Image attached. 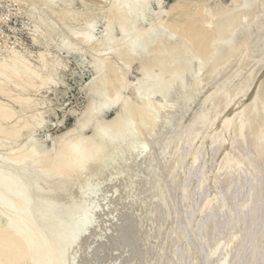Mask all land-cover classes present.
Returning a JSON list of instances; mask_svg holds the SVG:
<instances>
[{
    "label": "bare ground",
    "instance_id": "bare-ground-1",
    "mask_svg": "<svg viewBox=\"0 0 264 264\" xmlns=\"http://www.w3.org/2000/svg\"><path fill=\"white\" fill-rule=\"evenodd\" d=\"M35 1L41 6H46V10L37 14V19L46 24L47 32L42 35L39 25H35L32 32L33 39L41 40L46 44L45 49L37 55L40 68L34 69L23 54L15 51L11 52L10 50L9 54L6 52L7 56L0 58V95L9 98V101L19 108L17 114L12 105L0 101V147L6 148L5 152L0 153V264H75L68 252L71 248L76 247L87 232L92 230L96 213L100 209L97 198L101 195L105 179L100 177V170L103 167L112 169L120 163L119 161L122 164L125 163L124 165L132 166L133 174L132 176L130 174L129 178L132 177L134 181L143 183L152 180L155 183V188L153 185L151 187L153 195L159 190V187L161 188V191H158L160 196L156 200L159 206L160 203L165 205L167 198L172 195L174 197L175 194L173 208L169 209L168 215L173 216V213L174 216L177 215L178 219H174L171 226L174 227L178 238L182 234L190 236V233L196 232L195 230L198 231V229L203 230L204 227L206 233L210 230L208 233L210 240L213 235L216 237L215 232L220 227L218 226L216 230L212 224L220 223V221H216L221 220V217L226 220L224 213L232 202L229 195L233 193L231 188H235L231 187L233 182L235 179L242 178V169L247 167L245 168L248 173L246 182L255 187L253 193H255L256 199L254 202L248 200L242 202L236 213L240 215V222L243 223V226L245 224L244 228L249 227L250 221L260 216L255 233L254 230H251L253 232L250 231V233L263 238L261 246L257 247L258 254L263 255L264 215L262 213L263 217L259 215L258 210L264 209V206L261 207L264 204V78L258 81L248 103L243 104L236 112L227 113L221 118L219 117L220 113L229 104L234 103L233 107H235L241 97L246 95L254 78L251 72L248 73L249 71L245 76L240 77L239 74V77L237 76L238 78L227 88L225 84L230 76H225L226 70L224 79L222 77L213 86L212 91L204 96L200 108L185 126H179L181 123L176 122L179 119L176 121L174 119L177 118L176 112L183 114L186 105L195 99L197 91L201 89V82L204 80L203 83H207L213 76L220 75L223 66L231 58H238L235 60L236 62L234 61L237 73L244 63L248 66L250 62L252 63L251 60L255 59L251 56L246 59V54L261 52L263 54L260 53L261 56H264V41H262L264 38V17L260 12V7L264 9V0H231V4L234 5L230 6L231 9L226 8L227 10L219 6L214 8L208 3L209 0H206L207 3L202 6H195L192 9H188L189 2L175 0L169 7L168 13L170 15L180 10L178 17L171 20L168 16L170 21L157 22L158 24L148 28L142 26L145 20L143 16L148 2L152 0H96L103 3L104 7L98 13L92 11L89 14L85 11L71 13L65 9V6L73 0ZM57 3L64 7L56 9ZM156 3L160 4V2ZM33 10H35L34 5L31 13ZM50 14L55 15L61 21H65L68 17L71 18V23L64 24L65 30L79 40L81 49L87 47L91 49L96 71V75L91 80L93 99L79 120H76L73 129L71 128L72 130L70 129L71 131L68 133L65 132L66 134L64 133L65 135L63 134V137L61 136L59 141H56L59 143L53 155L49 147L34 148L36 146L33 142V132L35 127L41 123L38 112L25 114L26 110L37 105L31 99L33 97L26 96L25 92H36L55 83L54 75L58 68L54 63L50 65L51 63L47 61L49 54L47 46L54 42L49 36L53 34L57 39L61 38L62 43H69L65 33L60 30L59 32L56 25L50 21L51 19L48 17ZM100 15L104 18L105 24L101 38L97 39L94 33L96 23L94 19ZM115 29L119 31L117 37L113 36ZM256 60L260 62L258 57ZM134 61L139 64L137 70L140 76L133 84L130 83L132 86L129 87L126 73ZM248 61L249 63H247ZM171 63L174 64L171 65ZM35 67L37 68V66ZM11 87L15 88L16 94L10 93ZM127 89L130 90V94L122 97L121 92ZM175 92H177V96L174 95ZM113 106H118L116 114L111 117L112 119L104 120L103 111ZM178 117H181V114ZM87 127H91V134H88V137L84 135V130ZM133 135H137L135 136L136 140L132 138L131 141L134 142L125 145L127 139ZM21 136H24V140L16 145L15 143ZM130 139L127 141L128 143L131 142ZM13 144L15 145L13 146ZM54 145H56L55 142ZM117 147L125 149L120 157L119 155L115 157L117 154L113 151ZM217 148H222L223 151L214 168L215 173L211 176L206 171L201 173L207 165V155L212 151L215 154L214 150ZM111 151L115 156L113 154V157L110 158L106 155ZM119 152L122 151L119 150ZM105 156L109 159L107 161V158H104L107 163L105 164L103 161L104 166H102L101 160ZM97 160L99 163L101 161V166L96 163ZM96 164L100 167L95 166ZM184 166L187 168L185 174L180 180L177 177V180H174V169ZM124 172H126L125 169ZM83 175H89V183H87L88 179L83 180ZM79 184H82L85 189H82ZM204 184L211 187L207 196L205 194L201 196V192H199L200 195L196 194L195 197L191 191L189 194L192 197L189 195V198H186L185 193H182L189 185L195 186L198 190ZM69 185H76L75 189L81 200L70 199L67 190ZM149 185L151 186V184ZM163 186L168 187L166 191ZM230 190L231 194H229ZM180 192L182 193L181 197L184 195L183 198L179 197ZM246 193L245 195H247ZM239 194L235 195L236 198ZM252 195L251 192L249 196L253 199ZM155 196L153 197L155 198ZM87 199H89L88 203ZM185 200L188 201L186 205ZM147 202L149 203V201ZM153 202L154 200L151 203L153 204ZM181 203H184L185 206ZM197 203L201 204L203 208L200 217H197L199 220L196 218L199 223L197 225L186 223V219L189 220L197 213L196 210L194 211ZM157 208L158 206L156 209L154 208V211ZM232 213L231 219L233 216L235 217L234 212ZM190 219L192 220V218ZM254 223L256 224V222ZM162 225L161 229L164 228ZM164 225L166 226L165 223ZM211 228H215L216 231L214 230L212 233ZM132 229L133 223L124 226L125 238H133ZM165 231L167 232L166 227ZM221 231L220 234L224 235L223 238H227V233ZM155 233L159 235L161 231L157 229ZM169 233L171 234L170 230ZM169 233L168 237H170ZM250 233L249 235H251ZM198 235L197 237H199ZM161 236L164 238L163 235ZM241 236L234 231L231 238L224 239L222 244L214 246L210 244L207 249H204L206 245L201 246L203 249L195 247L194 249L197 251L194 254L192 251L190 252L193 254V264H208L221 248L224 249L221 250L224 252L220 251L223 255H220L221 260L219 257V259L217 258L218 264L250 263L249 260L244 263L243 259L252 242L242 244L244 240H241L243 237ZM204 237H199L200 241L197 240V242L201 245L209 242L208 238ZM253 239L258 240L257 238ZM160 240L158 243H161ZM188 241L186 242L188 243ZM177 243L180 246V243ZM172 244L174 245L173 242ZM163 245L165 244L163 243ZM163 245H160V249L156 251V260L162 255L164 256L166 252L168 253V247L165 251L162 248ZM233 249H240L236 258H232ZM236 251L238 252V250ZM249 253L250 251L247 252V254ZM154 260L155 258L152 262H157ZM190 261L191 259L189 263ZM187 262H183V264ZM76 263L79 264L78 261ZM262 263L264 264V262Z\"/></svg>",
    "mask_w": 264,
    "mask_h": 264
},
{
    "label": "rangeland",
    "instance_id": "rangeland-1",
    "mask_svg": "<svg viewBox=\"0 0 264 264\" xmlns=\"http://www.w3.org/2000/svg\"><path fill=\"white\" fill-rule=\"evenodd\" d=\"M73 1L70 4L65 6L66 7L65 9L71 11V13H75L78 11H85V12H87V14H89L92 11L98 13L99 10H101L104 7L103 3H100L96 0H73ZM174 1L175 0H158V1L155 0V2H160V4L159 3L155 4L154 0L150 1L151 3L148 2V5L146 6V9H145L146 13L144 12L143 17L145 20H144L142 26H144V28H148L149 26H152V25L155 26L156 24L162 23V22L166 23L167 20L170 21V19L172 20V19L178 17V15L180 14V10H177V12H179V13H177L176 11L170 15L168 13V9ZM185 1L189 2L187 5L188 9H190V8L192 9L195 6L200 7L203 4L207 3L206 0H185ZM231 2H232L231 0H209L208 1V3L211 6H214V8H215V6H219L222 8L224 7L223 9H225V10H227L226 8H230L231 5L233 7L234 4H231ZM33 5L35 6V10H33L32 11L33 13H31ZM62 7H64V6L61 5L60 3L56 4V9H59ZM42 10H46V6H41L35 0H0V58L7 56L11 50V52L15 51V52H18L20 54H23V56L30 62L31 66L34 69L37 70L38 68H40V63L37 61V55L40 51L45 49L46 44H44L43 41H41V40L36 41L35 39H33L32 38V36H33L32 32H33V28L35 25H39L38 26L39 31L42 35H44L45 32H47L46 24L39 22V20L37 19V14ZM263 10L264 9L260 7V12L262 13V16L264 17V12H262ZM47 13L49 14L48 11H47ZM50 16H48L51 19L50 21H52L56 25L58 31L60 30L62 33L63 32L65 33L69 43H66V44L62 43V39L61 38L57 39V37H55L53 34L51 36H49V38L52 39L54 42L50 43L47 46L48 53L50 54V55L48 54L47 61H49V63H51L50 65H52L54 63L56 65V67L58 68L55 75H54L55 83L49 87H46L45 89L43 88V89H40L39 91H36V92H34V91L25 92L26 96H29L30 98L33 97L31 99L37 103V105L35 107L33 106V108H31L32 110L31 109L26 110L25 114H28L30 112L31 113H33V112L37 113L38 112L37 113L38 118L41 121V123L35 127L34 132H33V138H34L33 142H34V145L36 146L34 148L38 149L40 147H49V148H51V154L53 155L55 153V149L57 150L58 143H59V142L57 143L56 141L57 140L59 141V139L61 138V136L63 137V134L65 132L68 133L73 129L72 128V127H74L73 125L76 124L75 122H77L79 120V118L83 115V112L85 111L86 107L89 105V103L93 99L94 92L92 90V81L91 80L96 75V71H95V67H94L95 62L92 61L93 57L91 54L92 53L91 49L88 47L81 49L79 40H77L76 38L71 36L69 34V32L67 30H65L64 24L65 23H71V18L68 17L65 21H61V20L57 19L55 17V15L50 14ZM168 16L170 17V19ZM94 20L96 21L95 27H94L95 28L94 29L95 38L99 39V38H101V33L103 30V26L105 24V20L101 15L98 16L97 18H95ZM160 25H162V24H160ZM118 35H119V31L115 29L113 31V36L117 37ZM262 41H264V38L262 39ZM260 53L261 52L249 53L250 55L246 54L245 57H246V59H247V57H250V56L255 57L254 60H256V58L258 57V61H260V62L262 61L261 63L257 62V60L254 61L252 58H249L250 60L252 59L251 60L252 63L250 62L251 63L250 64L248 61L247 62V63H249L248 66L246 63H244V65H242L240 70L237 71V73H236V64L234 63V61L237 60L238 58L234 57V58H231L230 61L227 62L223 66V70L222 69L221 70L224 72L222 73V71H221V73L219 72L220 75H216L218 78L216 76L215 77L213 76V78L210 79L207 83H203V82H205L203 80L201 82L202 85H201L200 91H197V93H196L197 95H196L195 99L191 103L186 105L185 112L183 114L180 113L181 117H178L180 115L179 112L175 113L176 114L175 116H177V118L174 120L176 121L177 119H179V121L178 120L176 121L177 123H181V124H179V126H185L187 124V122L190 121L192 116L200 108L201 103H202L203 99L205 98L204 96L206 94H209L212 91L213 86H215L222 79V77L224 79V75L226 74V72H225L226 70H227V74L225 76H227V77L230 76L228 79L229 82L227 81L225 84L227 88L239 76L241 77L242 75L243 76L247 75L248 71H249L248 73L251 72V75L255 79L253 78V83H251V85H249V88L246 92V95L241 97V99L242 98L243 99L242 100L240 99V102H238L235 107H233V105H235L234 103L229 104L220 113L219 117L222 118L227 113L232 114L233 111L236 112V110L239 107H241L243 104L248 103L251 95L254 93V91L258 85V81L264 78V66L262 67V65L264 64V56H261L262 53L261 54ZM258 54L260 55V57H262L261 60H260V57ZM254 63L258 64V65H255ZM173 64L171 63V65H173ZM233 64H235V65H233ZM35 66H37V68ZM245 66H247L248 68L247 67L245 68ZM250 66H251V68H250ZM128 68L131 72L128 70L129 74L126 73V78H127V81L130 85V83L133 84L135 82V80L140 76L139 72L137 70V69H139V64L136 61H134L130 64V66ZM233 75H235V76H233ZM214 78H215V80H214ZM131 86L132 85H130L129 87H131ZM10 90H11L10 93H12V94L17 93V91L15 90L14 87H11ZM121 93L123 94L122 97H125V96H128L130 94V90L127 89V90L122 91ZM174 95L177 96L178 95L177 92H175ZM9 100L10 99L7 98L6 96L0 95V101L5 103V104L8 103L9 105H12L13 109L18 114V111H19L18 106ZM117 110H118V106L106 108L102 113L103 119L108 121V119H110L112 116L114 117V114H116ZM175 116H174V118H175ZM10 122H12V121H10ZM88 134H91V127H87L84 130V135H86L88 137L89 136ZM135 136H137V135L131 136L130 137L131 139L128 138L127 141L129 139L131 141L132 138H134L136 140ZM23 140H24V136H21L15 144L18 145ZM127 141L125 142L126 143L125 145H127V144L130 145L131 143L134 142V141L133 142L129 141L130 143H128ZM54 142L56 145H54ZM142 142H143V139H142ZM145 142L147 143V140H145ZM15 144H13V146ZM117 148H118V150H116ZM117 148L113 149L114 153L117 154V156H115L113 151H111L112 153L111 152L108 153L109 155L107 154L106 156H109L111 158V157H113V154H114L115 157H118V155L120 157L123 153V150L125 151V149H122L123 146H122V148L121 147H117ZM5 149L6 148H4V147H0V153H3V151L5 152ZM119 150L122 152H119ZM214 151H215V154L212 153L213 152L212 151L211 153H209L207 155V165L203 168L204 170L202 169L201 173L206 171L209 176H211V175H213V173H215L214 168L216 167L217 163L219 162V159L221 158L223 149L217 148ZM106 156L102 158L103 160L100 159L102 161V164H101V161L99 163V160H97L98 162H96V163L104 166V163L106 164L108 159H109ZM104 158H107L106 159L107 161H104ZM103 161H104V163H103ZM119 162L120 163L116 164V166L112 167V169L108 168V167H103L102 170H100L101 171L100 177L105 178L103 180V184H102V191L100 193L101 195L97 198V201L100 204V209L96 213L95 223H94V227L92 228V230L87 232V234L80 240V242L76 245V247L71 248L68 252L69 257L75 261V264H77L76 261H78L79 264H154V263L155 264L156 263L157 264H164V263L168 264L169 262H170L169 264H171L172 260L175 261V264H177L179 261H180L179 262L180 264L181 263L183 264V262H187L188 259L189 260L191 259V261L189 263V260H188L187 263L193 264V262H192L193 254L195 253V251H197V249H194L195 247H197V248L200 247L201 249H203V247L206 245L204 247V249L205 248L207 249V247L210 244H212V246L217 245V244L219 245V243L222 244L224 239L227 240L228 238H231L234 231L236 232L237 235L240 234L243 236V237L241 236L242 237L241 240H244V243H242V244H246V243L249 244L250 242H252L251 246L248 248V251H246V254L244 257L245 260L243 259V262L245 263V262H247V260H249L250 263L247 262L245 264H252V263L253 264L254 263L255 264L256 263L257 264H263L262 262H264V253H263V255H260L261 253L258 254V252H257L259 250L258 249L259 245L261 246V244H262L263 238L260 237V235L258 236L256 234H255L256 235V237H255V235L253 233H250L251 230H254V233H255V229L258 227L257 224H259L258 222H260L259 221L260 216H257V218H254L255 220L253 219L254 222H256V224L253 222V220H251L250 221L251 224H249L250 226L249 227L246 226V228H244L245 224L243 226V223L240 222V218H241L240 215L239 214L237 215V213H236L237 209L240 207L242 202H245V200L254 202L256 199V197L254 196L255 193H253V192H255V191H253V190H255V187L254 186L252 187V185H250V184L248 185L246 182L248 173L246 172L247 169H245V168H247V167H243V169H242V175H243L242 178L243 179L242 178L235 179V181L233 182L231 187H235V188H231L233 190L232 191L233 193L231 192V190L229 193V194L232 193V195H233V196L229 195V197H231V199H232V202H231V204H229L230 206L228 205V208L226 209V213H224L226 220H224V217H221L220 218L221 220L218 219L216 221V222L220 221V223L214 222L215 224L214 223L212 224L213 227L215 226L216 230H217L218 226H220V227L217 230V232L219 234L217 232H215L216 237H215V235H213L211 240H210V238H208V233L210 230L208 231V233H206V230H204V227H203V230L198 229V231L195 230L196 232L190 233V236H189V234L188 235L182 234L181 237L178 238L176 236V233H175L176 231H174V227L171 226V222L177 218V215H176V213H175L176 216H174V213H173V216L168 215V213L170 211L169 209L172 210V208H173L172 204L174 203L173 198L175 197V194H174V197H173V195H172V197L167 196L169 198H167L165 205H163V203H160V206H159V203L156 202V200L160 196L158 191L159 190L161 191V188L159 187V190L157 192H155V194L153 195L152 189L155 188V186H154L155 183L152 180H149V181H146L143 183H139L137 181H134L132 177L129 178L130 174H131V176L133 174L132 166L124 165L125 163L122 164L121 161H119ZM209 162H210V165H209ZM99 165L97 166V164H96L95 166L100 167L101 165L100 166ZM124 169L126 170V172H124ZM186 171H187V168L185 166L184 167H178V168L176 167L174 169V174H173V176H175L174 180L176 179V177L178 180H180ZM126 173H127L128 177H127ZM178 173H179V175H178ZM88 177H89V175H83L82 178L84 181L86 179H88L87 183H89ZM150 182H153V183H150ZM244 182H245V184H242ZM236 183L238 184V186ZM140 184L141 185L145 184V185H142L143 186L142 187ZM149 184H151V186ZM246 184L248 187L246 186ZM79 185L82 189H85L82 184H79ZM138 185H140V186H138ZM152 185H153V188H151ZM206 185L207 184H204L203 187L201 189H198V190L196 189L195 186L193 187L192 185H189L188 187H186L187 191L184 190L183 192L182 191L181 192L183 194L185 193L184 195L186 196V198H189V195H190V197H192L191 194H193L196 197L197 195H200L199 192H201V196H203V194H205L207 196V193H209V191L211 190V187H210V185H207V187H206ZM75 187H76V185H69L67 187L68 195H69L70 199H74L75 201H78V200H81V197H80V195H78V192L76 191ZM163 188L166 191L168 187L163 186ZM163 188H162V191H164ZM202 189H203V191H202ZM246 190H249V191H246ZM191 191H192V193H191ZM239 191H240V194H239ZM250 191L253 194L252 195L253 199L250 198V196H249V195H251ZM181 192L179 193L180 194L179 197H181V195H182ZM189 192L191 194H189ZM241 192H244V193L241 194ZM245 193L247 195H245ZM150 194H152V195H150ZM156 194H158V195H156ZM238 194H239V196L236 198L235 195H238ZM150 196H152V197H150ZM153 196H155V198ZM183 196L181 198H183ZM246 197H247V199H246ZM238 198H239V200H237ZM145 199H146V201H145ZM153 200H154V202L152 204L151 202ZM86 201L88 203L89 199H87ZM144 201H145V203H144ZM147 201H149L150 204ZM186 201L187 200L184 201L185 205L190 200L188 199V201L187 202ZM184 203H181V204L183 205ZM161 204L164 206V208ZM185 205H183V206H185ZM157 206H158L157 210L154 211V208L156 209ZM181 206H180V208H181ZM263 206H264V204L261 205V207H263ZM151 207H152V209H150ZM229 207H233V208H229ZM166 209L168 211H166ZM197 209H198V211H197ZM257 209H258V207H257ZM158 210H160L159 211L160 213L158 212ZM163 210H165L166 212H164ZM195 210L197 212V213L195 212L196 214H194ZM261 210H262V208H261ZM261 210L260 211L258 210V214L263 217L264 209L262 210V212H261ZM180 211H179V213L181 214ZM194 211H193L194 215L191 214L193 216L190 217V218H192L193 221L189 218V220L192 222H190L188 219H186L185 220L186 223L196 224V225H197V223H199L198 221H196V218L200 217V215L203 211L201 204L197 203ZM232 212H234V215H235V217L234 216L232 217L233 219H231V216L233 214ZM227 213H228V216H227ZM156 214H158L159 216ZM167 216H168V218H167ZM238 216H239V218H238ZM161 218H163V219H161ZM164 218H166V219H164ZM151 219H152V221H151ZM197 220H199V218H197ZM232 220H234L236 224L232 223V222H234ZM162 221H164L163 225L165 223L166 226L162 225ZM149 222H151L152 224ZM1 223H2V221H1ZM130 223H133V229L131 230V233L133 234V238L128 239V238L124 237V233H125L124 232V226L128 225ZM216 224H218V225H216ZM234 224H235L236 228H234L235 227ZM161 225H162V227H164V228H162L163 230L161 229ZM167 225H169V226H167ZM165 227L167 229V232L165 231ZM221 227H222V229H221ZM250 227H251V229H250ZM148 228H149V230H148ZM215 228L214 229L211 228L212 233H214ZM239 228L241 230L240 233H239V231H240ZM243 228L245 229L246 232L244 231ZM157 229L161 231V234L156 235L155 232ZM236 229H237V231H236ZM169 230H170L172 235L169 233ZM151 231L154 234H152ZM163 231L165 232V234ZM220 231L221 232L224 231L225 233H227L226 234L227 238H223L224 235L220 234ZM243 231H244V233H243ZM142 232H143V234H142ZM162 232H163V234H162ZM251 232H253V231H251ZM168 233H169L170 237H168V235H167ZM249 233L251 235H249ZM161 235H163L164 238ZM197 235L200 238L205 236L204 238L205 239L208 238L207 241L209 240L210 243L206 242V244H204V245L199 244V242H197V240L200 241V239H199V237H197ZM172 236H173V238H172ZM188 237H189V239H188ZM252 237L257 238V239H258V237H260V238L256 241ZM246 238L248 239V241ZM159 239H161L160 241L162 244L158 243ZM167 239H168V241H167ZM175 239L176 240L180 239L179 241L177 240V242L180 243V246L178 245V243L176 242ZM250 239H251V241H250ZM152 240H154V241H152ZM188 240H190V241H188ZM212 240L214 241L213 243H212ZM186 241H188V243ZM260 241H261V243H260ZM165 242L166 243L170 242L169 243V244H171L170 247H169V244H166ZM172 242L174 243V245L172 244ZM192 242H193V246L195 245L194 247L192 246ZM241 242H243V241H241ZM254 242H255V244H254ZM163 243L165 245H163ZM148 244H149V248H148ZM159 244L161 246L163 245L162 248H164L165 251H166L167 247H168V249L170 248L169 250L167 249V251L169 254L170 253L171 254L167 255L168 253L167 252L165 253L164 249H163V254L164 253L165 254H164V256L162 255L158 259L159 260L158 261V260H156L155 254L157 253L156 251H158V249H160ZM188 244H191L190 245L191 247ZM201 246H203V247H201ZM171 247L173 248L172 250H171ZM176 248H178V249H176ZM179 248H180V253H179ZM254 248L256 249V251ZM185 249H186V252H185ZM222 249L223 248H221V250ZM183 250H184V252H183ZM236 250H238V252ZM145 251H148V252H145ZM152 251H154V252L152 253ZM191 251L193 252V254L190 253ZM220 251H219V253L224 252V251H221V252ZM249 251L251 254L250 253L247 254V252H249ZM239 252H240V249H233L234 254L232 255L233 256L232 258H236V256L239 254ZM219 253H217L214 257H212L211 261H209L208 264H218L217 261L221 260V256L223 255L222 253L221 254H219ZM150 254H152L154 257ZM177 254H178V256H176ZM255 255H256V257L254 258ZM186 256L187 257L189 256L190 258L188 257V259H187ZM246 256L248 259L246 258ZM249 256H251V257H249ZM257 256H259V257H257ZM149 257L155 258L154 261H157V262H152L153 258L150 259ZM163 257H165V258H163ZM217 258L219 260H217ZM256 258L258 259V261ZM261 258L263 261L261 260ZM185 259H186V261H185ZM254 259H256V260H254ZM174 261H173V263H174Z\"/></svg>",
    "mask_w": 264,
    "mask_h": 264
}]
</instances>
